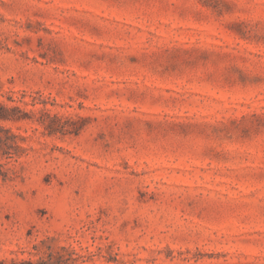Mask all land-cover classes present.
Segmentation results:
<instances>
[{
	"label": "rangeland",
	"instance_id": "obj_1",
	"mask_svg": "<svg viewBox=\"0 0 264 264\" xmlns=\"http://www.w3.org/2000/svg\"><path fill=\"white\" fill-rule=\"evenodd\" d=\"M70 251L264 264V0H0V264Z\"/></svg>",
	"mask_w": 264,
	"mask_h": 264
},
{
	"label": "trees",
	"instance_id": "obj_2",
	"mask_svg": "<svg viewBox=\"0 0 264 264\" xmlns=\"http://www.w3.org/2000/svg\"><path fill=\"white\" fill-rule=\"evenodd\" d=\"M2 118V117H1ZM75 253L73 251L67 252L66 254H57L56 256H50L47 259L39 262H12V264H75L76 258L73 257Z\"/></svg>",
	"mask_w": 264,
	"mask_h": 264
}]
</instances>
